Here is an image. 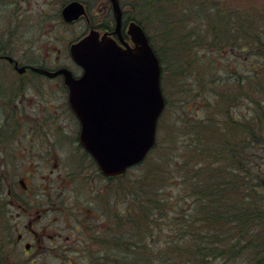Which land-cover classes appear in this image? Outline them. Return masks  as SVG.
<instances>
[{
    "label": "trees",
    "instance_id": "trees-1",
    "mask_svg": "<svg viewBox=\"0 0 264 264\" xmlns=\"http://www.w3.org/2000/svg\"><path fill=\"white\" fill-rule=\"evenodd\" d=\"M130 1L162 64L166 105L140 176L133 167L109 178L105 211L98 205L71 252L79 264H264V8ZM231 54L251 67L232 66ZM176 101L191 138L170 133L166 143L162 121Z\"/></svg>",
    "mask_w": 264,
    "mask_h": 264
},
{
    "label": "flooded vegetation",
    "instance_id": "flooded-vegetation-1",
    "mask_svg": "<svg viewBox=\"0 0 264 264\" xmlns=\"http://www.w3.org/2000/svg\"><path fill=\"white\" fill-rule=\"evenodd\" d=\"M119 2L122 38L114 32L112 1L110 12L102 17L88 10L85 17L90 30L112 34L122 45L125 41L133 44L126 25L134 19L126 16L125 2ZM82 17L74 21L63 18V23L74 25ZM75 41L69 44V52ZM0 60V181L5 183L4 189L0 186L2 263H73L71 248H77L85 237L86 222L100 216L98 205L105 208L110 183L80 140L81 122L70 102V88L65 73L58 72L68 68L79 77L83 68L71 61H49L48 57L22 60L5 47H0ZM44 134H51V140L45 141ZM57 134L68 144L57 142ZM40 166L51 168L41 172ZM61 220L74 229L76 239L63 236Z\"/></svg>",
    "mask_w": 264,
    "mask_h": 264
},
{
    "label": "water",
    "instance_id": "water-1",
    "mask_svg": "<svg viewBox=\"0 0 264 264\" xmlns=\"http://www.w3.org/2000/svg\"><path fill=\"white\" fill-rule=\"evenodd\" d=\"M111 1L114 32L122 38V8L119 0ZM85 12L79 0L62 10L68 21ZM128 32L135 45L125 42L123 47L110 34L91 30L70 47L83 74L75 77L68 68L58 71L65 73L70 102L81 122L80 140L106 175L124 173L146 158L165 108L159 57L140 23L132 21Z\"/></svg>",
    "mask_w": 264,
    "mask_h": 264
},
{
    "label": "rangeland",
    "instance_id": "rangeland-1",
    "mask_svg": "<svg viewBox=\"0 0 264 264\" xmlns=\"http://www.w3.org/2000/svg\"><path fill=\"white\" fill-rule=\"evenodd\" d=\"M69 1L71 0H0V47H5L7 49L12 48V51L15 53V55L22 60H27L28 58L40 59L48 57L49 61L62 60L66 62L71 61L72 63H74L71 57L70 60L67 59V56H70L69 44L78 38L80 39L81 35L90 30V26L85 16L82 17V19L76 22L74 25H66L65 23H63V18L61 16L62 8ZM79 1L86 3L89 14L93 13V15L95 16L102 17L106 11L110 12V0ZM122 1L125 2L124 9L126 12V16H131V18H134V14L138 13L137 9H133L132 5L130 4V0ZM222 1H225L230 7L235 8L237 6H243L245 4L260 6L264 8V0ZM128 26L129 22L126 25V30L128 29ZM147 29L149 33H152V28L150 25ZM154 41L155 43H157V40L154 39ZM21 48H24V50H22ZM228 60V62L232 63V66L236 65L237 63L242 64L246 71L251 67V62L248 58H246V56L234 57V55L231 54L228 55ZM225 64H227V62L223 60L221 62H219L218 60L215 62L216 67L219 68L223 67ZM2 73L4 74L3 71ZM186 80L191 81V78L187 77ZM186 80L184 79V86L185 88L189 89L190 86L186 84ZM184 93L186 94L187 92ZM198 113L200 114V116L203 114L202 108H200ZM188 115V111H186V109H184V107H182L181 103L178 101H176L175 104L170 107L166 117L164 118V121H162L163 126L161 127L160 132V137L164 142L169 140V135L171 137V134H174V136L177 137L179 141H182V139L187 140V138H191V134L188 133L189 127H187L186 116ZM160 121L161 119L159 120V122ZM183 124L184 127L182 126ZM51 137V134H44L45 141H50ZM56 141L59 143L65 142L64 145L68 144V140L63 139L62 134L56 135ZM49 143L50 142H48V144ZM165 144H163L162 142L161 144L159 143L158 146L159 148H161V150L158 149L153 151L152 155H154L155 157H159L160 155H162V150L166 147ZM165 158H167V155L165 156ZM74 166L76 165L70 166V168L72 169ZM138 166L139 165L135 167ZM50 168L51 166H40V171L48 172ZM42 174L43 173H41V175ZM130 175L132 177L138 178L140 176L139 167L138 169H132ZM93 183L94 182L92 179V184ZM0 186L2 187V189H4L5 183L0 181ZM95 186L96 185H94L93 187ZM52 187L55 188V184H52ZM169 188L172 189L171 193L173 194V196H176L178 198L180 197L181 194L179 193L177 188H175L173 185L169 186ZM59 226L61 228V232H63L64 237L68 234L71 236L70 241L76 239V236L73 235L74 229L70 227L69 224H65V222L61 220ZM94 249H99V247L97 248L95 246ZM72 255V258L70 259L73 263L70 264H79V260L75 258L76 254L72 253ZM0 258H2L0 264H3L2 261L5 259V256L3 257L0 255ZM52 263L54 264L55 262Z\"/></svg>",
    "mask_w": 264,
    "mask_h": 264
},
{
    "label": "bare ground",
    "instance_id": "bare-ground-1",
    "mask_svg": "<svg viewBox=\"0 0 264 264\" xmlns=\"http://www.w3.org/2000/svg\"><path fill=\"white\" fill-rule=\"evenodd\" d=\"M75 250H77V248H75Z\"/></svg>",
    "mask_w": 264,
    "mask_h": 264
}]
</instances>
